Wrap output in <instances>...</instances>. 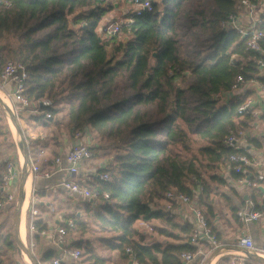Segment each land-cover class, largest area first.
I'll list each match as a JSON object with an SVG mask.
<instances>
[{
	"label": "trees",
	"instance_id": "1",
	"mask_svg": "<svg viewBox=\"0 0 264 264\" xmlns=\"http://www.w3.org/2000/svg\"><path fill=\"white\" fill-rule=\"evenodd\" d=\"M5 1L11 6L0 5V74L9 61L23 64L29 75L24 95L32 103L53 100V125L60 127L62 109L55 103L61 97L70 105L71 137L88 129L100 142L121 143L104 171L110 180L87 183L110 195L97 214L107 250L124 255L131 249L137 264H182V254L197 251L189 244L192 227L152 205L171 191L192 195L197 186L208 195L199 159L206 169L220 167L237 152L225 145L227 135L249 127L251 116L241 120L238 113L245 97L223 103L239 75L248 83L259 74L261 55L247 50L239 32L224 27L240 0H150L153 11L129 15L133 22L121 25V39L100 33L120 0ZM259 30L264 31V16ZM6 114L1 111L0 121L7 125ZM200 204L210 209L203 197ZM153 219L163 223L154 227L159 234L185 242L137 239L136 223ZM76 223L84 236L86 225L78 218ZM1 243L0 264L8 250L21 253L6 237ZM75 246L84 248L86 263L111 258H100L82 242Z\"/></svg>",
	"mask_w": 264,
	"mask_h": 264
},
{
	"label": "crops",
	"instance_id": "2",
	"mask_svg": "<svg viewBox=\"0 0 264 264\" xmlns=\"http://www.w3.org/2000/svg\"><path fill=\"white\" fill-rule=\"evenodd\" d=\"M259 4L260 9L256 16L261 18L263 21L264 0H259ZM238 23L239 25L248 26L249 19L244 14H242L239 17ZM256 79L258 80V83H263L261 79H264V72L259 73ZM12 89L13 86L9 85L4 89V91H0V93L5 96H0V99L6 100L5 102L7 104H10V108L18 113V111L15 109L20 106L8 97V94H10V91ZM257 90V84L248 82L241 90L234 93L233 95L231 93L226 95L224 99L226 103H229L235 100L237 97L242 96L245 97L244 101L250 98H252L253 100L259 99L260 97H258L259 93ZM0 107L7 112V123L16 146V160L12 162H14V164L16 165L17 177L13 181L10 192L14 194L15 198L18 199L19 202V200L22 199V177L25 165L28 166V163L31 161L38 165L43 172L53 170V163L55 159L58 157L65 158L68 151L74 144L75 135L71 137L69 132H66L67 134L64 132L62 133V137L59 140H55L54 138V140L51 141L50 138H52V135H50V133L48 132L53 130L55 128V125H53L49 119L45 118V113L43 111H38L35 113L28 111L29 113L25 112L21 115V120L17 118L18 121L20 120V122H17V124L22 132V136L24 139L23 140L21 138L20 133L17 131L21 138V145H19V143L16 142L17 140L15 136L13 135L12 127L8 119L9 111L5 109L2 103H0ZM18 116L20 117V114ZM245 117L246 116L242 115L241 120H244ZM251 119L252 120H250L251 122L249 123V127L243 129L246 131L248 136L247 142L244 144L245 148L243 152L246 151L252 161V166L246 167L245 170L249 171L252 177H255L256 175L264 171V134L258 135V132L256 130L258 129V122L261 120L264 121V110L259 117L251 116ZM51 127L54 128L51 129ZM85 135L86 136H84L83 142L90 143L92 144L93 148H97L96 134L90 130H87V132H85ZM34 138H36V142H33ZM24 150L26 151V155L24 153ZM98 150L99 149L95 150L96 156L92 161L82 164L81 174L75 177L70 176L66 171L54 170L57 172L49 179L42 176L34 178L31 171H29V169L27 168L25 186L23 188L25 191L27 182L28 180H30L25 193L27 194L30 192V190L32 191L33 189L36 190V197L38 199L37 209L39 211V214L33 218L29 214L26 215L27 205H24L22 212V225H24L25 228L24 241H21V225V240L19 238L18 239L21 244H23L30 252L32 258H30L26 252L25 255L23 254L24 251L18 244L16 237V243L18 245L17 247H20L19 249L21 251V253L18 255V259L14 262L5 261L4 259V262H2L1 264H39L42 262L48 263L49 260H51L52 258L54 259L62 249V246L58 244V240L56 239L58 237L57 229L65 227L67 229L68 235L70 232H75L77 229H79L80 231V227L76 223V220L78 218L81 219L82 224L86 225V227H83L85 228L83 234L84 236H86L88 223L87 221L82 220V216L84 214H88L89 216L94 217L99 223L97 214L99 213L100 206L103 204L102 202H94L88 200L83 196L73 194L72 192H69L59 186L63 181L74 180L80 182L83 187L90 189L87 183L92 181L93 178L97 177L96 175L103 173L108 166L107 161L100 160L98 158ZM6 161L11 160L9 158L3 157L2 154H0V174H2V176L6 168ZM64 166H66L65 162ZM218 172V174H220L217 175L219 177V180H206L207 184L210 187V193L208 195H204V200L205 205H209L210 209L208 210V207L205 206L203 209L201 207V209L206 218L211 222V228L220 240L221 246L218 249H213V247L208 242L201 243L196 247L200 254L195 256L190 264H233L234 262L236 264H264V259L254 254H248L244 248L238 246L237 244L238 239L245 236L252 237L257 247H261L264 244V182L261 183V185H259L258 187L252 188H247L240 185L237 182L239 176L234 172L232 167H230L227 160L220 164ZM257 188L262 189V193H259L257 191ZM65 198H68V200L71 202L67 203L66 205L68 206V208H71L73 210L70 213H64L63 211L58 210V206H56V204L64 205L66 200ZM218 198L222 199L223 201L222 204L219 203L217 207L216 205L218 204ZM18 202L16 205L14 203H6L4 207L0 209V211H8L15 206L17 208ZM250 202H253L256 205L255 210L261 213L262 217L258 221L246 223L240 220L238 212L243 209L249 208ZM161 204L163 205V207H160V205H156L155 209L162 208L166 213H168V211L166 210V201L162 200ZM174 207L175 208L173 216L171 217L168 213L169 216L171 218H174L181 225H190V227H192V224L188 217L187 207L185 205L179 204L175 205ZM210 210L212 211L210 212ZM153 220L155 221L157 219ZM30 221H33L35 223V231L30 230ZM70 222L74 223L73 227L68 226V223ZM145 222H147L150 227V221ZM136 226H141V222H137ZM54 231H56V238L54 237V235L50 234ZM173 233L175 235H178L179 237L183 236L179 233V231L177 232V230H174ZM84 236L80 239L69 237L70 241L67 240L68 247L71 249H77L75 244L77 242H82L84 244V247L87 246L89 249H92L100 258L108 259L111 257L106 264H121V257L127 260L126 264H132L135 262L133 260V257L129 256V253L124 254L126 256L125 258L124 255H122L118 251L110 252L109 250H107V247L104 245L105 243L102 242V239H100L98 243L99 246L104 248L105 252L103 251L101 253L99 249H96L94 243H92L91 240L86 241V238ZM173 240L174 243L168 244H180L185 242H180L175 239ZM26 244H30V246L31 244H34L33 251H31V247L27 246ZM65 264H79V262L76 263V260L68 259L65 261ZM84 264H89V262H85Z\"/></svg>",
	"mask_w": 264,
	"mask_h": 264
},
{
	"label": "built area",
	"instance_id": "3",
	"mask_svg": "<svg viewBox=\"0 0 264 264\" xmlns=\"http://www.w3.org/2000/svg\"><path fill=\"white\" fill-rule=\"evenodd\" d=\"M121 5L131 6L132 14L138 16L142 15L145 12L153 11V4L150 0H120ZM0 5L11 6L8 1L0 0ZM260 9L259 1L253 0H240L236 5L237 14L231 15L229 20L224 24V27L227 30H235L239 32L243 39H246L247 50L256 51L261 55V58L258 60L259 73L264 72V31L259 30L260 25L262 24V19L257 17V13ZM244 14L249 19L248 26L239 25L238 20L240 15ZM127 22H133V19H127ZM121 31V25L118 23H109L103 26L101 33L107 38L115 37ZM28 72L25 66L21 63H16L9 61L3 68L0 74V91L12 85L13 89L8 94V97L16 102L23 110L31 111L32 113L38 112L41 109H44L45 118L51 119L52 113L48 110L54 107V102L50 98H46L38 103H32L28 99L24 92L26 90V81L28 80ZM258 80H252L249 83L257 84V91L260 97L259 99H247L238 109L240 115L250 114L253 117H259L264 110V83H258ZM246 81L242 75H239L232 86V92L234 93L241 90L245 85ZM228 95V94H227ZM226 95H224L225 97ZM223 97V99H224ZM2 105L5 107L10 106L2 100ZM11 109V108H10ZM14 117L17 119L18 114L11 109ZM19 119V118H18ZM17 119V120H18ZM79 131L74 136V144L71 149L68 151L65 158L58 157L55 159L53 166L54 169L51 171L43 172L41 168L33 162H29L27 168L31 171L34 178L44 177L51 178L57 171H66L70 176L75 177L81 174L82 164L85 162L92 161L95 156V150L90 143L83 142L85 132ZM247 133L245 130H234L231 131L226 139L225 145L231 147L236 153L231 154L227 162L234 172L239 176L237 182L247 188L258 187L261 183L264 182V171L256 175L255 177L251 176V173L246 169V167L252 166V161L248 154L244 153V144L247 142ZM33 142H36V138L33 139ZM64 162L66 166H64ZM57 170V171H54ZM99 180L107 182L110 180V174L107 172L100 173L96 175ZM17 177L16 165L12 161H6L5 172L2 176L0 182V209L4 207L6 203L12 204L16 201V198L10 188L13 184V181ZM60 187L65 190L72 192L73 194L80 195L85 197L88 200L94 202H108L110 200V195L108 193L101 194L98 190H90L83 187L80 182L74 180L63 181ZM26 194V193H25ZM204 196V188L202 186H197L192 189V195H187L183 193L169 192L166 194L165 201L167 203L166 210L172 217L174 214L175 205H185L188 211V217L192 224V233L190 235L189 244L196 248L203 242H208L213 249H218L221 246V242L218 239L217 235L213 232L212 228L209 225L208 219L204 215L200 198ZM22 200V199H21ZM21 200L18 202V207ZM38 199L36 197V190H30L26 194V215L29 214L32 218L39 214L37 209ZM256 205L253 202H250L249 208L243 209L238 212V216L243 222H253L261 219L262 215L255 210ZM141 222V226L149 227L147 222ZM68 226L73 227L74 223H68ZM35 223L30 221V230L35 231ZM67 229L61 227L57 229L58 244L62 246L60 253L51 261V263L42 262L39 264H65V261L68 259L79 260L81 258L82 252L78 249H71L68 247L67 239ZM238 246L245 249L248 254H254L262 259H264V244L261 247H257L254 240L250 236L240 237L237 241ZM34 244H31V251H33ZM133 257L135 261V256L132 253L131 249L127 250ZM200 252L197 250L195 253L187 252L182 254L181 261L182 264H190L194 257L199 255ZM233 264H236L235 262Z\"/></svg>",
	"mask_w": 264,
	"mask_h": 264
},
{
	"label": "rangeland",
	"instance_id": "4",
	"mask_svg": "<svg viewBox=\"0 0 264 264\" xmlns=\"http://www.w3.org/2000/svg\"><path fill=\"white\" fill-rule=\"evenodd\" d=\"M132 9L131 6L129 5H120L118 8H116L115 10H113L110 14H108V16L105 18V20L103 21L101 28H100V33H101V29L103 28L104 25L109 24V23H118L119 25H122L124 23H127V17H129L128 15L132 14ZM121 33V32H120ZM116 35L115 37L121 39L122 35L121 34ZM197 32L195 31L193 36L191 37V42H195L198 38L197 36ZM0 96L4 97L3 94L0 93ZM66 94H64L63 97H65ZM51 99V98H50ZM59 102L55 103V105L57 106V108H61V112L60 114L57 116V120L60 121V127H51L50 135H52V140H59L62 137V133H68L67 130V123H68V118H67V114H68V109L70 107V105L67 103V100L62 99L61 97H58ZM223 103H226L225 99H223ZM3 109L0 107V113ZM18 111V113L16 112V114H20V117L18 116V118L21 120L22 118V114L25 112H28L26 110H23L21 107H17V109H15ZM29 113V112H28ZM9 116V115H8ZM10 125L12 127V131H13V135L16 138V142L19 143V145H21V138L18 135L12 120H10V117H8ZM20 120L18 121L16 119V122H20ZM8 125V123H7ZM4 121H0V154H2L3 157L9 158L11 161H15L16 159V154H15V150H16V146H15V142L13 141V136L12 133L10 131V128H8ZM258 135L259 134H264V121H259L258 122ZM66 133V134H67ZM68 136V135H67ZM69 137V136H68ZM97 146L96 147H101L98 150V158L100 160H105L108 162V164L111 162L113 156L115 154H117V152L119 151V147L121 145L120 142L118 141H101L97 138V142H96ZM202 145L201 144H196L193 145V153L197 152L199 146ZM21 148V146H20ZM202 163L204 165H206V161L199 159V170L202 174V178L205 179V181L210 180L211 175H220L218 174V170H219V166L215 167L213 166L212 168L206 169L204 168V166L202 165ZM107 164V165H108ZM204 198V196H203ZM65 203L64 205H59L56 204V206H58V210L63 211L64 213H70L71 211H73L71 208H68L67 203H71L68 198H65ZM222 199L218 198V204L216 205L218 207L219 203L222 204ZM18 202V199H16V202H14V204L16 205ZM216 202V201H215ZM157 205H160V207H163V205L160 203H157ZM202 207V206H201ZM156 205H152V209H155ZM18 211V207L16 208L13 207L8 211H0V245L1 243V239L3 238H7L8 240L13 241V244L15 247H17V243L16 241V232H15V220H16V214ZM82 220L83 221H87V225H88V230H87V234L86 236H84L87 240H91L92 243H94V245L96 246V249L102 253L103 251L105 252L104 248H102L101 246H99L98 241L106 236L100 228V224L97 222V220L92 217L89 216L88 214H84L82 216ZM137 224V223H136ZM163 223H161V221L158 220H152L150 221V227H141V226H135L136 229L138 230V236L137 239H141L143 241L144 244H149L151 242H161V243H174V240L172 238H168V237H164L161 236L158 231H156L154 229L155 226L157 227H163L162 225ZM52 235H54V237L56 238V231H54L53 233H50ZM74 238V239H80L83 236H80V231L79 229H77L75 232H70L68 235V241H70V238ZM58 240V237L56 238ZM27 246H30V244H26ZM31 247V246H30ZM20 248V247H19ZM82 251V253H84L83 249H80ZM16 248H14L13 250H8V254L7 256L4 257L5 261H16L18 259V254L15 252ZM5 253V251H4ZM23 253V252H22ZM24 255L26 254L25 251L23 253ZM83 255V254H82ZM20 258V257H19ZM84 257L82 256L79 260H76V263L79 262V264H84ZM120 262V261H119ZM127 260L121 257V264H126ZM132 262V259H131ZM120 264V263H119ZM132 264H137V262L135 261Z\"/></svg>",
	"mask_w": 264,
	"mask_h": 264
},
{
	"label": "water",
	"instance_id": "5",
	"mask_svg": "<svg viewBox=\"0 0 264 264\" xmlns=\"http://www.w3.org/2000/svg\"><path fill=\"white\" fill-rule=\"evenodd\" d=\"M0 103H2L1 99H0ZM6 110L9 111L10 120H12L14 127L20 133L21 138L23 139L22 132H21V130H20V128H19V126H18V124L16 122V118L14 117L11 109L8 106H6ZM24 153L26 155V151L25 150H24ZM26 175H27V165H25L24 171H23V177H22L23 178V181H22V200L20 202V205H19V208H18V211H17V214H16L15 227H16V237H17L18 244L20 245L21 249L23 251H25L29 255L30 258H32L30 252L27 250V248L23 244H21V242L18 239L19 238V233H20V225H21V221H22V211H23V207H24V205L26 203V195H25V191H24V188H23L25 186Z\"/></svg>",
	"mask_w": 264,
	"mask_h": 264
},
{
	"label": "bare ground",
	"instance_id": "6",
	"mask_svg": "<svg viewBox=\"0 0 264 264\" xmlns=\"http://www.w3.org/2000/svg\"><path fill=\"white\" fill-rule=\"evenodd\" d=\"M5 97V96H4ZM3 99V98H2ZM4 101H6V100H4ZM8 105H10L9 103H8ZM17 131V130H16ZM18 133V132H17ZM18 135H19V133H18ZM20 136V135H19ZM29 181L30 180H28V182H27V185H26V188H25V191L27 190V186H28V183H29ZM29 192V191H28ZM23 212V211H22ZM21 226H22V240H21V228H20V235H19V239L21 240V241H24V230H25V228H24V225H22V221H21Z\"/></svg>",
	"mask_w": 264,
	"mask_h": 264
}]
</instances>
